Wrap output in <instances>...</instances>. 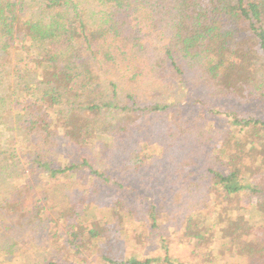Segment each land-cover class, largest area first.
<instances>
[{
  "label": "trees",
  "instance_id": "trees-1",
  "mask_svg": "<svg viewBox=\"0 0 264 264\" xmlns=\"http://www.w3.org/2000/svg\"><path fill=\"white\" fill-rule=\"evenodd\" d=\"M176 89L228 132L178 120ZM258 101L264 0H0V264H188L163 238V258L103 254L134 216L204 264H264ZM148 168L178 191L137 190Z\"/></svg>",
  "mask_w": 264,
  "mask_h": 264
},
{
  "label": "rangeland",
  "instance_id": "rangeland-1",
  "mask_svg": "<svg viewBox=\"0 0 264 264\" xmlns=\"http://www.w3.org/2000/svg\"><path fill=\"white\" fill-rule=\"evenodd\" d=\"M197 96L194 94L192 97L185 96L184 91L176 89L174 92V99L176 101L178 113V120L184 119H202L201 123L204 127L209 128L210 126L224 132H228V124L225 117L220 115H214L208 111L209 108L199 106L195 104L194 99ZM259 103H254L251 106L245 107L246 111H250L257 116L264 117V102L258 101ZM236 107L237 105L234 104ZM213 108V107H212ZM214 108L218 111L222 110V105H214ZM181 115V116H180ZM8 136V133H6ZM168 133H164V138ZM155 139L153 132H150V140L152 142ZM145 139H143L144 141ZM162 140V139H161ZM141 172V171H140ZM158 174L148 168L147 172L142 171L141 176L145 179V188H140L135 186L137 190L145 194H156L158 191L167 193L168 190L173 189L178 191L177 185L175 183L169 185L168 187H163L162 177L157 176ZM153 177V180L149 179ZM159 184H158V183ZM175 185V186H174ZM161 187V188H160ZM158 188V189H157ZM239 203L241 206L245 207L253 200L247 197H239ZM140 216H134L131 222H127L125 227H123V232L120 235L116 231H107L105 234V242L103 244V254L109 253L111 257L116 258H130L133 256H138V258H163L164 252L161 247V239H165V245L168 246L169 255L173 259H179L188 264H204V258L202 256V249L198 250L197 253L193 254V248L189 246L184 239L181 237L180 226L175 228V224L171 221L170 224L163 223V220H158V230L150 231L148 224H143L140 221ZM176 223V222H175ZM116 230V229H115ZM20 241L21 237H16ZM220 261L225 258L217 257ZM83 260L72 259L65 260L67 263L64 264H103L100 262L96 256L84 257Z\"/></svg>",
  "mask_w": 264,
  "mask_h": 264
}]
</instances>
